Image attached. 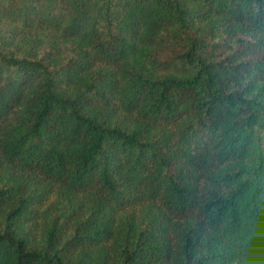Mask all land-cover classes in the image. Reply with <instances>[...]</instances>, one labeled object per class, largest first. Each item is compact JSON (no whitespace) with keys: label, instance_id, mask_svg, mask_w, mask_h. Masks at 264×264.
<instances>
[{"label":"trees","instance_id":"16d2710c","mask_svg":"<svg viewBox=\"0 0 264 264\" xmlns=\"http://www.w3.org/2000/svg\"><path fill=\"white\" fill-rule=\"evenodd\" d=\"M0 264H264V0H0Z\"/></svg>","mask_w":264,"mask_h":264}]
</instances>
